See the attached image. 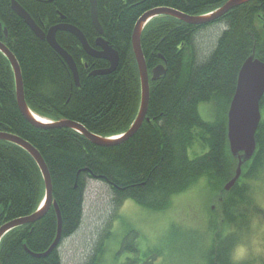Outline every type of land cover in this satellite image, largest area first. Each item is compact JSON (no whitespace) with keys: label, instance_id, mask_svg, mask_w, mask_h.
Wrapping results in <instances>:
<instances>
[{"label":"trees","instance_id":"1","mask_svg":"<svg viewBox=\"0 0 264 264\" xmlns=\"http://www.w3.org/2000/svg\"><path fill=\"white\" fill-rule=\"evenodd\" d=\"M12 1L0 0V42L19 63L25 100L32 113L53 123L75 122L92 134L114 138L129 130L140 108V76L132 47L140 18L157 8L200 17L230 0H98L102 37L118 52L120 64L112 74L91 75L110 64L87 55L72 34L58 32L57 42L78 68L80 87L65 60L46 41L37 38L13 11ZM14 1L43 31L59 24L73 25L91 48L99 50L96 41L100 34L92 22L89 0ZM216 24L226 28L213 47L203 49L196 42L197 35ZM141 46L150 77L159 65H164L167 72L159 81H150L148 120L130 140L102 148L70 129L31 125L19 110L14 73L1 52L0 132L25 140L45 161L53 200L62 216L61 243L82 225L89 182L99 181L109 187L113 217L86 264H101L113 227L119 221L123 224L119 210L129 200L155 214L172 209L173 223L158 244L151 243L142 250L136 243L137 231L127 232L121 249L127 257L120 264H152L156 258L160 260L154 264H255L254 258L237 261L234 255L240 246V235L249 234L250 223L264 217L256 202L264 188V97L260 102L262 122L256 135V153L242 166L241 177L230 192L224 188L234 178L238 162L230 153L227 137L228 109L238 75L252 55L264 62V0H253L201 26L160 16L144 28ZM201 105H207L212 112L211 120L201 117ZM193 147L207 151L191 157L189 150ZM199 185L211 197L205 199V207L212 199L219 207L217 216L210 209V230L202 224L189 223L191 217L186 222L180 220L182 215L175 204L178 196ZM44 200L45 183L33 158L19 146L1 140L0 228L32 215ZM57 233V215L51 207L39 222L18 227L2 238L1 264H62L61 243L45 258L31 255L47 252ZM177 237L184 238V244L180 243L187 246L190 255L178 262Z\"/></svg>","mask_w":264,"mask_h":264},{"label":"water","instance_id":"2","mask_svg":"<svg viewBox=\"0 0 264 264\" xmlns=\"http://www.w3.org/2000/svg\"><path fill=\"white\" fill-rule=\"evenodd\" d=\"M253 0H230L225 3L219 10L214 13L193 17L186 14H183L179 11L169 9V8H157L147 12L144 16L140 18L137 22L133 38H132V47L136 62L138 65V70L140 73V84H141V106L139 113L129 128V130L119 136L118 138H103L95 134L90 133L85 127L81 124L61 120L55 124H44L41 123L35 115L30 110L29 106L25 100L24 93V82L22 78L21 69L19 63L14 56V54L9 50V48L2 42H0V52L6 57L9 61L11 67L13 68L15 88H16V100L19 107V110L23 116L34 126L38 128H59V129H70L81 135H83L87 140L92 144L102 148H111L118 146L131 138H133L142 128L145 121H147V112L149 107L150 99V77L144 58L142 46H141V37L145 26L155 18L160 16H169L173 17L183 23L189 25H206L210 24L216 19L222 17L224 14L236 9L238 7L249 4ZM91 3V18L94 27L100 34L96 42V46L100 50H96L90 47L85 37L81 31L73 25L69 24H59L54 27H51L47 32L43 31L39 25L33 20L29 13L19 5L16 1H12L13 11L25 22V24L30 28L34 35L42 41H46L52 49L59 53L67 62L70 67L72 74L74 76L76 85L79 87V73L78 68L73 61V59L68 56V54L62 50L61 46L57 42V33L58 32H67L77 37L82 44L84 51L92 58L105 60L110 64V67L106 70L95 71L91 75H109L114 73L119 64L120 56L117 51H115L107 41L102 37L104 31L99 22L98 17V0H90ZM0 28L2 24L0 23ZM6 36H8L7 31L5 30ZM166 68L164 65L157 66L152 71V81L156 82L161 79L162 76L166 75ZM264 97V62L255 58V55L249 57L243 64L239 75L236 86L235 94L230 103L228 111V122H227V137L230 153L233 158L237 159V171L235 177L225 186V192H230V190L236 185L239 178L242 174V166L248 163L256 153L257 149V140L256 135L262 121V114L260 109V102ZM0 140L10 142L19 146L21 149L26 151L37 164L42 178L44 179L46 186V198L45 204L42 208L38 209L35 213L28 217L16 219L10 221L3 225L0 228V241L2 237L10 232L12 229L19 226H24L27 224L36 223L42 220L51 207L55 209L58 221V233L55 239V242L48 250L46 254L36 255V257H46L48 254L52 253L59 245L62 239V216L59 210L57 203L53 200V188L51 175L48 170L45 161L29 143L23 139L12 135L10 133L0 132ZM2 215V209H0V216ZM35 256V255H34ZM1 264V263H0Z\"/></svg>","mask_w":264,"mask_h":264},{"label":"rangeland","instance_id":"3","mask_svg":"<svg viewBox=\"0 0 264 264\" xmlns=\"http://www.w3.org/2000/svg\"><path fill=\"white\" fill-rule=\"evenodd\" d=\"M256 25L259 26V24ZM225 28L226 26L223 24L207 27L197 35L196 42L204 46L203 49L207 45L213 47ZM199 113L206 121L212 119L210 118L212 112L207 105L199 106ZM206 151L199 148L194 149L193 147L189 150V153L191 157H194ZM208 198H211L210 194L203 185H199L196 189L178 196L175 199V204L180 209L178 211L182 215V219L180 220L186 222L188 217H191L189 218V223L195 222L199 226L202 224V226H206L210 230V224H207L208 218L213 216L212 211L217 216L219 207L215 204L216 202H213V199L207 201V206L205 207L204 201ZM257 200V205L264 211V188ZM112 203L110 189L105 183L99 181L89 182L85 194L82 225L77 233L64 240L59 248L62 264H86L89 262L99 247L101 239L106 235L105 231L109 228V223L114 213ZM119 213L124 218V225L119 221L113 227L114 233L106 243L105 251L99 260L101 264H120L127 257V255H124L125 253H121L122 242L127 232L131 230L137 231L136 243L140 250H142L148 248L151 243L158 244V241L166 231L172 228V209L168 212L155 214L137 205L134 201L129 200L125 202ZM201 216L202 219L200 218ZM184 217L187 218L184 219ZM174 224L177 223L174 222ZM250 227L249 234L246 235L244 233L240 235V246L234 257L237 261H242L248 257L254 258L255 264H264V217L253 220L250 223ZM183 239L177 237L178 243L175 245V247H179L175 251L177 262L178 260L181 261L184 258L190 257L189 250L186 248L187 246L182 245L184 244ZM158 259L160 260V258H156L151 263H156ZM159 264H161V261H159Z\"/></svg>","mask_w":264,"mask_h":264},{"label":"bare ground","instance_id":"4","mask_svg":"<svg viewBox=\"0 0 264 264\" xmlns=\"http://www.w3.org/2000/svg\"><path fill=\"white\" fill-rule=\"evenodd\" d=\"M89 1H90V0H89ZM90 5H91V3H90ZM216 11H217V10H216ZM216 11H214V12H216ZM214 12H212V13H214ZM228 13H229V12H228ZM210 14H211V13H210ZM226 14H227V13H226ZM226 14H224L223 16H225ZM207 15H208V14H207ZM204 16H205V15H204ZM223 16H222V17H223ZM220 18H221V17H220ZM220 18H218V19H220ZM218 19H216V20H218ZM153 20H154V19H153ZM216 20H215V21H216ZM215 21H213V22H215ZM150 22H151V21H150ZM150 22H149V23H150ZM149 23H148V24H149ZM148 24H147V25H148ZM100 25H101V24H100ZM147 25H146V26H147ZM206 25H207V24H206ZM146 26H145V27H146ZM194 26H201V25H194ZM143 31H144V30H143ZM81 33H82V32H81ZM133 33H134V32H133ZM82 34H83V33H82ZM5 35H6V34H5ZM83 36H84V35H83ZM6 37H7V36H6ZM74 37H75V36H74ZM84 37H85V36H84ZM76 38H77V37H76ZM132 38H133V36H132ZM77 39H78V38H77ZM85 39H86V38H85ZM78 40H79V39H78ZM97 40H98V39H97ZM86 41H87V40H86ZM96 42H97V41H96ZM80 43H81V42H80ZM81 46H82V44H81ZM50 47H51V46H50ZM51 48H52V47H51ZM98 48H99V47H98ZM82 49H83V47H82ZM62 50H63V49H62ZM83 50H84V49H83ZM99 50H100V48H99ZM54 51H55V50H54ZM64 51H65V50H64ZM55 52H56V51H55ZM65 52H66V51H65ZM133 52H134V51H133ZM56 53H57V52H56ZM66 53H67V52H66ZM58 54H59V53H58ZM67 54H68V53H67ZM86 54H87V53H86ZM59 55H60V54H59ZM87 55H88V54H87ZM60 56H61V55H60ZM68 56H70V55L68 54ZM61 57H62V56H61ZM70 57H71V56H70ZM62 58H63V57H62ZM71 58H72V57H71ZM144 58H145V57H144ZM63 59H64V58H63ZM64 60H65V59H64ZM100 60H101V59H100ZM73 61H74V60H73ZM65 62H66V60H65ZM66 63H67V62H66ZM136 63H137V62H136ZM67 65H68V64H67ZM137 66H138V65H137ZM109 67H110V66H109ZM11 68H12V67H11ZM107 69H108V68H107ZM105 70H106V69H105ZM12 71H13V68H12ZM98 71H102V70H98ZM138 71H139V70H138ZM93 72H95V71H93ZM93 72H92V73H93ZM139 76H140V73H139ZM149 77H150V75H149ZM151 79H152V76L150 77V81H152ZM74 80H75V79H74ZM150 81H149V82H150ZM75 83H76V82H75ZM79 83H80V79H79ZM76 86H77V85H76ZM77 87H78V86H77ZM79 87H80V85H79ZM15 90H16V88H15ZM149 101H150V99H149ZM140 106H141V102H140ZM139 110H140V108H139ZM138 113H139V112H138ZM147 113H148V112H147ZM22 115H23V114H22ZM34 115H35V114H34ZM23 117H24V116H23ZM35 117H36L37 120H39L41 123H44V124H55V123H53V122H50V121H47V120L41 119L40 117H38V116H36V115H35ZM24 118H25V117H24ZM25 119H26V118H25ZM227 119H228V115H227ZM26 120H27V119H26ZM27 121H28V120H27ZM28 122H29V121H28ZM59 122H60V121H59ZM227 122H228V120H227ZM29 123H30V122H29ZM56 123H58V122H56ZM30 124H31V123H30ZM31 125H33V124H31ZM33 126H34V125H33ZM34 127H36V126H34ZM36 128H38V127H36ZM44 129H46V128H44ZM124 134H125V133H124ZM17 137H18V136H17ZM118 137H119V136H118ZM118 137H114V138H118ZM19 138H20V137H19ZM0 141H1V140H0ZM24 141H25V140H24ZM27 143H28V142H27ZM30 145H31V144H30ZM31 146H32V145H31ZM32 147H33V146H32ZM33 148H34V147H33ZM34 149H35V148H34ZM35 150H36V149H35ZM39 154H40V153H39ZM41 157H42V156H41ZM237 168H238V166H237ZM236 171H237V169H236ZM235 174H236V173H235ZM234 177H235V176H234ZM239 179H240V178H239ZM43 180H44V179H43ZM51 181H52V180H51ZM44 183H45V182H44ZM52 188H53V186H52ZM45 198H46V186H45ZM44 204H45V200H44V202H43V204L41 205L40 208H42V207L44 206ZM40 208H39V209H40ZM60 213H61V212H60ZM38 222H39V221H38ZM32 224H34V223H32ZM27 225H28V224H27ZM19 227H21V226H19ZM17 228H18V227H17ZM14 229H16V228H14ZM14 229H12V230H14ZM12 230H11V231H12ZM7 233H9V232H7ZM7 233H6V234H7ZM6 234H5V235H6ZM5 235H4V236H5ZM4 236H3V237H4ZM3 237H2V238H3ZM1 240H2V239H1ZM0 242H1V241H0ZM54 242H55V241H54ZM60 243H61V241H60ZM60 243H59V245H60ZM52 245H53V244H52ZM59 245H58V247H59ZM58 247H57V248H58ZM50 248H51V247H50ZM50 248H49V249H50ZM57 248H56V249H57ZM47 252H48V251H47ZM47 252H45V253H43V254H46ZM30 254H31V253H30ZM43 254H31V255H32L33 257H36V255H43ZM50 254H51V253H50ZM50 254H48V255H50ZM34 255H35V256H34ZM48 255H47V256H48ZM47 256H46V257H47ZM36 258H45V257H36ZM0 263H1V262H0Z\"/></svg>","mask_w":264,"mask_h":264}]
</instances>
